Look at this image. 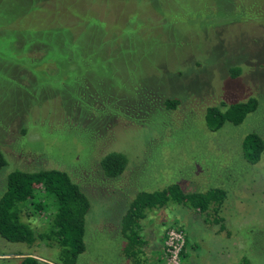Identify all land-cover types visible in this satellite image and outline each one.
<instances>
[{
  "label": "rangeland",
  "instance_id": "374dc122",
  "mask_svg": "<svg viewBox=\"0 0 264 264\" xmlns=\"http://www.w3.org/2000/svg\"><path fill=\"white\" fill-rule=\"evenodd\" d=\"M251 98L241 125L208 129V108ZM252 133L264 139V0H0V196L14 170L68 172L92 204L77 264H132L122 215L137 193L171 185L224 189L222 226L174 203L148 212L140 264H171V230L185 238L180 264H264V154L252 165L243 153ZM111 151L129 160L117 180L99 167ZM36 216L24 220L37 231ZM29 255L61 264L54 246L0 236V264Z\"/></svg>",
  "mask_w": 264,
  "mask_h": 264
},
{
  "label": "trees",
  "instance_id": "16d2710c",
  "mask_svg": "<svg viewBox=\"0 0 264 264\" xmlns=\"http://www.w3.org/2000/svg\"><path fill=\"white\" fill-rule=\"evenodd\" d=\"M238 75L239 70H234ZM179 101L166 99V109H176ZM259 106L255 98L247 102L233 103L222 109L220 106L208 108L206 124L211 132H217L226 123L241 125L248 115ZM243 153L248 163L258 164L264 154V139L256 133L249 134L243 142ZM129 160L125 153L111 151L99 161V167L109 179L117 180L126 171ZM8 161L0 150V170L7 168ZM227 199V192L214 188L205 193H187L179 185H171L162 191L137 193L122 215L120 233L127 241L124 254L132 264H140L138 257L145 242L141 234V221L148 212L165 208L170 203L194 210L199 214L215 216V223L221 224L219 217ZM91 201L84 190L72 179L68 172L47 169L34 172L12 171L6 182L5 191L0 196V236L10 243L36 242L54 246L59 251L61 264H77L86 251L85 235L87 216ZM49 214V217H47ZM44 216L46 221L40 230H35L24 216ZM49 222V223H48ZM48 223V224H47ZM20 264H43L34 256L24 257ZM238 264H251L245 257Z\"/></svg>",
  "mask_w": 264,
  "mask_h": 264
},
{
  "label": "built area",
  "instance_id": "2783aa9c",
  "mask_svg": "<svg viewBox=\"0 0 264 264\" xmlns=\"http://www.w3.org/2000/svg\"><path fill=\"white\" fill-rule=\"evenodd\" d=\"M167 251L169 252L170 263L180 264L182 250L185 247V238L183 232L171 230L167 237Z\"/></svg>",
  "mask_w": 264,
  "mask_h": 264
}]
</instances>
